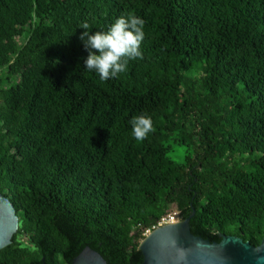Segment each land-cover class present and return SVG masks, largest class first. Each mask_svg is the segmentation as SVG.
I'll return each mask as SVG.
<instances>
[{
    "label": "trees",
    "instance_id": "16d2710c",
    "mask_svg": "<svg viewBox=\"0 0 264 264\" xmlns=\"http://www.w3.org/2000/svg\"><path fill=\"white\" fill-rule=\"evenodd\" d=\"M145 21L142 59L101 81L80 35ZM147 114L155 131L132 136ZM184 147L183 162L168 154ZM0 264H142L170 208L192 235L264 238V0H0ZM23 238L24 242L19 240Z\"/></svg>",
    "mask_w": 264,
    "mask_h": 264
},
{
    "label": "water",
    "instance_id": "95a60500",
    "mask_svg": "<svg viewBox=\"0 0 264 264\" xmlns=\"http://www.w3.org/2000/svg\"><path fill=\"white\" fill-rule=\"evenodd\" d=\"M154 230L138 245L142 264H264V238L252 246L235 236L221 235L218 243L191 234L189 219ZM18 229V218L9 200L0 195V250L11 244ZM71 264H106L85 247Z\"/></svg>",
    "mask_w": 264,
    "mask_h": 264
},
{
    "label": "clouds",
    "instance_id": "9594fccd",
    "mask_svg": "<svg viewBox=\"0 0 264 264\" xmlns=\"http://www.w3.org/2000/svg\"><path fill=\"white\" fill-rule=\"evenodd\" d=\"M145 21L134 13L121 15L107 31L92 32L91 25L83 22L80 35L88 56L85 67L95 71L101 81H107L127 70L129 61L142 59L141 45L145 39ZM130 124L132 136L137 141L147 139L155 131L154 122L147 114L134 116Z\"/></svg>",
    "mask_w": 264,
    "mask_h": 264
},
{
    "label": "built area",
    "instance_id": "2783aa9c",
    "mask_svg": "<svg viewBox=\"0 0 264 264\" xmlns=\"http://www.w3.org/2000/svg\"><path fill=\"white\" fill-rule=\"evenodd\" d=\"M180 221L178 212L175 210H169L165 215L161 216L154 224L147 228H138L141 231L142 240L149 236L154 230L161 228L166 225H171L174 222Z\"/></svg>",
    "mask_w": 264,
    "mask_h": 264
},
{
    "label": "rangeland",
    "instance_id": "374dc122",
    "mask_svg": "<svg viewBox=\"0 0 264 264\" xmlns=\"http://www.w3.org/2000/svg\"><path fill=\"white\" fill-rule=\"evenodd\" d=\"M184 147H180V146H173L172 150L170 151V153L168 154V156L170 157V159L175 162L176 164H180L183 162V157H184V153H183ZM170 210H175L174 207L170 208ZM19 240L23 241V238H19ZM24 242V241H23Z\"/></svg>",
    "mask_w": 264,
    "mask_h": 264
},
{
    "label": "bare ground",
    "instance_id": "6f19581e",
    "mask_svg": "<svg viewBox=\"0 0 264 264\" xmlns=\"http://www.w3.org/2000/svg\"><path fill=\"white\" fill-rule=\"evenodd\" d=\"M179 222V221H178ZM178 222H174L173 224H171V225H174V224H177Z\"/></svg>",
    "mask_w": 264,
    "mask_h": 264
}]
</instances>
